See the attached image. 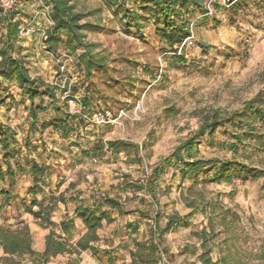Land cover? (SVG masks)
I'll return each mask as SVG.
<instances>
[{
    "label": "rangeland",
    "instance_id": "374dc122",
    "mask_svg": "<svg viewBox=\"0 0 264 264\" xmlns=\"http://www.w3.org/2000/svg\"><path fill=\"white\" fill-rule=\"evenodd\" d=\"M216 1L219 8L208 7L205 20L198 10L187 16L190 37L175 55L156 35L160 26L154 18L147 15L137 33L132 26H121L102 0H74L76 11L86 17L83 22L97 27L84 33L85 42L93 45L92 54L105 61V69L94 71L90 79L79 67L82 49L70 53L59 46L54 54L43 44V33L49 29L46 0L32 1L26 10L15 13L14 21L19 22L23 35H19L14 56L23 61L37 85L43 86L40 91L49 87L56 99L51 104L47 96H41L31 104L17 83L0 78V127L7 133L8 152L14 154L10 164L34 161L49 167L36 199L47 204L51 195L62 193L65 201L57 205L51 221L61 235L59 223L65 217L73 220L74 231L68 239L72 245L85 232L73 215L79 204L95 207L111 198L125 211L118 215L102 208L113 220L103 222L97 231L95 252L60 255L48 264L75 260L79 264H130L133 242L152 236L155 214L160 215V228L173 214L189 222L187 228L164 235L159 245L160 264H198L203 234L209 238L205 249L217 264H264V146L253 136L246 139V149L236 157L251 171L248 178L234 173L228 183L208 182L199 176V183L194 184L193 179L173 178L176 171L168 167L154 188L157 207L149 194L134 193L131 188L142 184L177 148L194 139L205 122L240 113L254 99H260L258 108L264 113L262 6L248 0L231 10L224 0ZM4 33L0 22V36ZM55 107L73 118L75 130L67 138L51 129L40 130L42 123L56 118ZM30 109L37 110L35 124ZM249 125L264 133L258 119L250 120ZM99 141L103 152L90 155ZM109 141H123L135 148L111 154L106 147ZM231 141L218 128L213 137L198 140L192 148L193 159L232 160ZM0 165L5 173L1 147ZM31 187L29 175L0 178V192L11 197L4 203L0 195V229L15 233L26 227L33 251L41 254L49 229L40 227L28 213ZM154 239L157 241V235ZM5 257L0 248V264ZM21 261L32 263L27 256Z\"/></svg>",
    "mask_w": 264,
    "mask_h": 264
},
{
    "label": "trees",
    "instance_id": "16d2710c",
    "mask_svg": "<svg viewBox=\"0 0 264 264\" xmlns=\"http://www.w3.org/2000/svg\"><path fill=\"white\" fill-rule=\"evenodd\" d=\"M248 0H224L225 5L231 10L239 9L246 4ZM261 4V12L264 15V0H254ZM114 19L119 21L121 26H132L137 33L142 29L143 19L148 15L154 18L160 29L156 30V35L173 53L176 55L182 43L190 37L189 20L187 16L192 10L201 12V19L205 20L208 14V7L218 9L219 4L216 0H102ZM50 13L49 19L52 26L45 32L42 42L49 52L56 53L59 46H64L70 53H76L78 49L84 52L79 56V67L83 75L90 79L93 72L96 70L105 69V61L103 57H97V54H92L93 45L85 42L84 33L96 29L88 23H84L86 18L84 14L76 11L74 0H49ZM15 14L7 18L0 16V22L3 23L5 33L0 36V78H5L7 81L15 82L21 94L32 102L41 96H47L51 100V104H55V94L52 89L45 87L41 92L42 85H37L28 72L27 67L19 56H14L15 45L19 39L20 24L14 21ZM65 36V40L62 36ZM84 104V105H83ZM262 102L256 99L248 102L243 111L234 113L229 117L217 120L211 119L205 122L195 138L190 139L188 143L177 148L167 159L162 161V165L154 168L149 177L142 184L131 186L134 193L144 192L149 194L154 206L157 207L154 200V188L156 182L165 170V168H173L176 172L172 177L178 176L181 181L193 179L194 184L199 183V176L202 180L208 182H228L233 179V174L242 175L245 178L249 177L250 170L247 166L236 161V157L242 149H246V139L253 136L255 141L264 146V133H258L252 126L250 120L258 119L264 125V113L260 111L258 106ZM86 101H82V107H86ZM39 108V107H38ZM55 109L56 118L52 121L42 123L41 131L51 129L59 133L64 138H67L75 130L73 126V118L62 111ZM44 110V109H41ZM32 124L38 120L37 110L30 109L29 111ZM0 138V147L3 151V160L6 165V171L3 173L0 165V178L7 176L12 178L15 173L21 175H29L32 182V187L29 193L32 196V201L28 209V213L37 220L40 227L49 229V233L45 237L44 251L41 254H36L32 249L31 236L26 227L19 229L15 233L8 230L0 229V248L3 254V264H24L21 260L27 256L32 261L31 264H47L52 258L63 254H76L90 250L93 252L92 244L98 242L99 238L97 231L101 229L102 222L106 224L112 222L109 215L105 214L101 209L107 208L110 211H116L119 215H123L121 204L115 199H103L95 207H86L79 204L75 207L73 215L79 219L83 225L85 232L78 239L75 245L69 244L74 231L72 219L65 217L59 223V229L62 235H58L55 231V224L51 221V214L55 212L58 203H64L62 194L58 196L51 195L47 204L44 201H38L36 195L42 192L41 183L44 177H47L49 167L38 165L34 161H28L26 165H21L18 161H14L13 165L10 160L14 159V154L8 152L7 133L2 127ZM221 128L229 137L231 143L228 145V150L232 155V160H194L192 148L198 143V140L208 136L213 137V134ZM107 150L111 154H118L129 151L135 147L123 141H109L106 143ZM102 142H96L90 150V155L96 156L103 152ZM173 161V164L171 162ZM209 176V177H208ZM208 178V179H207ZM4 203L10 200V195L7 192H0ZM36 208L33 211L32 208ZM142 218H146L143 212L136 209ZM154 231L152 236L144 242H133V249L129 251L130 264H159V245L162 243L164 235L173 232L182 227L187 228L189 222L181 219L176 214L169 216L163 228L158 226L160 215L155 214L153 217ZM134 233V227L129 226ZM157 235V241L154 236ZM64 238H63V237ZM200 248L202 252L197 255L198 264H217L210 259V251L205 249L209 238L204 234L201 235ZM72 264H78L74 262ZM197 264V263H192Z\"/></svg>",
    "mask_w": 264,
    "mask_h": 264
},
{
    "label": "built area",
    "instance_id": "2783aa9c",
    "mask_svg": "<svg viewBox=\"0 0 264 264\" xmlns=\"http://www.w3.org/2000/svg\"><path fill=\"white\" fill-rule=\"evenodd\" d=\"M30 1H36V0H0V16L2 18H7L10 15L15 14L17 11H19V8L27 2ZM47 1V7L45 9L47 10V24L49 28L52 26V22L49 19V13H50V5L49 0ZM45 33H43L44 36ZM19 35L22 36V31H19ZM160 264V261H159Z\"/></svg>",
    "mask_w": 264,
    "mask_h": 264
},
{
    "label": "crops",
    "instance_id": "0c3cea01",
    "mask_svg": "<svg viewBox=\"0 0 264 264\" xmlns=\"http://www.w3.org/2000/svg\"><path fill=\"white\" fill-rule=\"evenodd\" d=\"M30 2H32V1H30ZM30 2L24 3V4L20 7L19 11H20V12H23V10H26V8L29 7ZM61 194H62V193H61ZM104 199H106V198H104ZM108 199H111V198H108ZM102 200H103V199H102ZM115 200H116V199H115ZM116 201H118V200H116ZM118 202H119V201H118ZM58 204H59V203H58ZM86 207H89V206H86ZM92 208H93V207H92ZM103 208H104V207H103ZM106 209H107V208H106ZM101 211H102V209H101ZM103 212H104V211H103ZM113 212H116V211H113ZM116 213H117V212H116ZM105 214L109 215L108 213H105ZM117 214H118V213H117ZM118 215H119V214H118ZM109 216H110V215H109ZM110 217H111V216H110ZM111 219H112V217H111ZM112 220H113V219H112ZM103 222H105V221H103ZM103 222H102V223H103ZM105 223H106V222H105ZM61 235H62V234H61ZM46 236H47V235H46ZM62 237H63V236H62ZM63 238H64V237H63ZM80 238H81V237H80ZM80 238H79V239H80ZM44 242H45V239H44ZM68 242H69V241H68ZM75 243H76V242H75ZM69 244H70V242H69ZM94 244H95V243H94ZM71 245H72V244H71ZM74 245H75V244H74ZM74 245H73V246H74ZM92 247H93V244H92ZM43 251H44V244H43ZM43 251H42V252H43ZM86 251H90V250H86ZM84 252H85V251H84ZM90 252H91V253L95 252L94 248H93V252H92V251H90ZM81 253H82V252H81ZM63 255H64V254H63ZM69 255H70V254H69ZM75 255H76V254H75ZM58 256H60V255H58ZM77 256H78V255H77ZM56 257H57V256H56ZM56 257H54V258H56ZM54 258H52V259H54ZM52 259H51V260H52ZM51 260H50V261H51ZM50 261H49V262H50ZM76 261L78 262V260H75V261L71 262L70 264H72V263H74V262H76ZM49 262H48V263H49ZM48 263H47V264H48ZM78 264H79V263H78ZM122 264H125V263H122Z\"/></svg>",
    "mask_w": 264,
    "mask_h": 264
}]
</instances>
